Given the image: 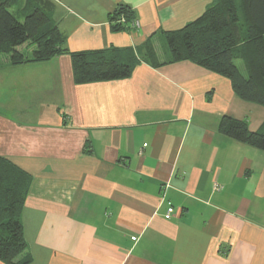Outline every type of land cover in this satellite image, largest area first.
Returning <instances> with one entry per match:
<instances>
[{"label":"crops","instance_id":"0c3cea01","mask_svg":"<svg viewBox=\"0 0 264 264\" xmlns=\"http://www.w3.org/2000/svg\"><path fill=\"white\" fill-rule=\"evenodd\" d=\"M28 1L51 15L65 51L18 65L0 56V156L31 175L25 264H264V151L218 130L227 115L254 131L264 107L191 61L166 63L164 32L212 0L15 5ZM119 5L136 27L111 29ZM101 50L133 57L129 76L75 83L70 53Z\"/></svg>","mask_w":264,"mask_h":264},{"label":"trees","instance_id":"16d2710c","mask_svg":"<svg viewBox=\"0 0 264 264\" xmlns=\"http://www.w3.org/2000/svg\"><path fill=\"white\" fill-rule=\"evenodd\" d=\"M17 0H0V54H8L10 65L43 62L64 52V37L44 9L27 2L20 11L22 20L12 13ZM135 19L131 8L117 6L109 14L113 31L129 28ZM169 52L167 62L188 60L228 78L237 97L264 107V0H212L204 11L181 28L165 31ZM34 46L27 57L17 47ZM152 65L158 62L146 43ZM75 83L113 80L129 76L133 57L121 61L106 50L71 52ZM235 60L243 64V75ZM218 130L225 136L264 151V118L252 131L247 122L224 115ZM31 175L0 156V261L25 264L21 255L27 248L20 214Z\"/></svg>","mask_w":264,"mask_h":264},{"label":"rangeland","instance_id":"374dc122","mask_svg":"<svg viewBox=\"0 0 264 264\" xmlns=\"http://www.w3.org/2000/svg\"><path fill=\"white\" fill-rule=\"evenodd\" d=\"M20 8H21V5H15V6H13V7L11 8V11H12V13L17 17V19L22 20V16H21V14H20ZM134 20H135V19H134ZM130 26H131V23H130ZM131 27H132V26H131ZM26 46H27V45H25V46L23 47V49H24ZM29 47H30V48H28L27 50H26V48H25V50H24L25 55H31V50H30V49L33 47V45H30V44H29ZM3 55H6V54H5V53H1V54H0V56H3ZM235 63H236V65L238 66L240 72H241L243 75H245V71H244V67H243L242 62H241L240 60H235Z\"/></svg>","mask_w":264,"mask_h":264},{"label":"built area","instance_id":"2783aa9c","mask_svg":"<svg viewBox=\"0 0 264 264\" xmlns=\"http://www.w3.org/2000/svg\"><path fill=\"white\" fill-rule=\"evenodd\" d=\"M137 20H133L132 22H131V26L132 27H136L137 26ZM172 212V208H169L168 210H167V214L169 215L170 213Z\"/></svg>","mask_w":264,"mask_h":264}]
</instances>
